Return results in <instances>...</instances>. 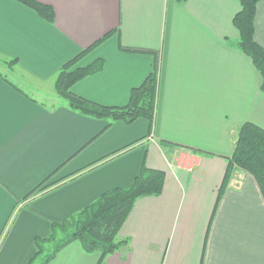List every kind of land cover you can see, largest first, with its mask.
I'll list each match as a JSON object with an SVG mask.
<instances>
[{
	"label": "crops",
	"instance_id": "0c3cea01",
	"mask_svg": "<svg viewBox=\"0 0 264 264\" xmlns=\"http://www.w3.org/2000/svg\"><path fill=\"white\" fill-rule=\"evenodd\" d=\"M37 1L54 8L53 24L17 0H0V264H29L50 219H68L104 193L131 186L144 161L165 172L163 193L136 201L118 234L128 244L103 264H264V198L255 178L237 169L216 207L238 128L251 122L264 129L262 77L236 47L240 3ZM111 31L77 65L103 59L104 68L72 92L125 106L158 63L152 128L141 118L105 129L107 121L67 108L55 92L63 65ZM255 39L264 47V0ZM183 152L199 158L194 170L169 167ZM49 177L61 182L24 201ZM100 260L73 242L49 264Z\"/></svg>",
	"mask_w": 264,
	"mask_h": 264
},
{
	"label": "trees",
	"instance_id": "16d2710c",
	"mask_svg": "<svg viewBox=\"0 0 264 264\" xmlns=\"http://www.w3.org/2000/svg\"><path fill=\"white\" fill-rule=\"evenodd\" d=\"M17 1L35 10L47 22L51 24L55 22L56 15L52 6L37 0ZM237 1L241 5V10L233 18V24L239 32V41L236 47L251 58L262 77L261 90L264 93V47L255 39L257 8L262 0ZM114 34L116 31L107 33L64 64L56 76L55 90L67 108L93 119L107 121L108 126L105 129L115 122L122 121L132 124L141 118L147 119L152 128L158 106L160 78L158 63L155 64L153 71L143 84L131 91L129 103L125 106H102L72 92V87L75 84L99 73L105 65L103 59H97L83 67L77 66L78 63ZM16 63H18L17 59L8 62L9 65ZM131 147L132 145L93 165L106 163L128 151ZM192 151L202 154L196 150ZM237 169L249 173L255 178L264 198V129L254 123H245L237 130L234 152L228 161L227 171L219 188L216 207L228 189ZM51 177L37 186L24 198V201L61 182L49 183ZM165 179L164 171L149 168L144 161L131 186L114 188L104 193L91 205L68 219H50V233L46 237L35 239L36 253L29 264H49L61 250L73 242H80L88 253L99 252L101 254L99 264H103L107 256L120 251L128 244V240H119L118 234L132 212L136 201L143 197L160 196L164 190ZM7 232L8 229H5L2 237Z\"/></svg>",
	"mask_w": 264,
	"mask_h": 264
},
{
	"label": "built area",
	"instance_id": "2783aa9c",
	"mask_svg": "<svg viewBox=\"0 0 264 264\" xmlns=\"http://www.w3.org/2000/svg\"><path fill=\"white\" fill-rule=\"evenodd\" d=\"M168 164L171 169L178 168L191 171L199 165V158L190 152H183Z\"/></svg>",
	"mask_w": 264,
	"mask_h": 264
},
{
	"label": "rangeland",
	"instance_id": "374dc122",
	"mask_svg": "<svg viewBox=\"0 0 264 264\" xmlns=\"http://www.w3.org/2000/svg\"><path fill=\"white\" fill-rule=\"evenodd\" d=\"M56 92V91H55ZM58 96V95H57ZM59 98V100H60V97H58ZM61 100H63V99H61ZM96 253H99V252H96ZM100 254V253H99Z\"/></svg>",
	"mask_w": 264,
	"mask_h": 264
}]
</instances>
